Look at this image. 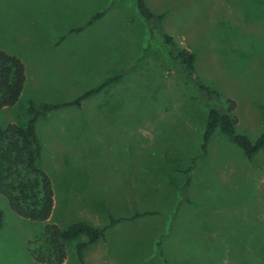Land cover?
<instances>
[{
  "label": "rangeland",
  "instance_id": "1",
  "mask_svg": "<svg viewBox=\"0 0 264 264\" xmlns=\"http://www.w3.org/2000/svg\"><path fill=\"white\" fill-rule=\"evenodd\" d=\"M144 1L164 14L160 30L139 15L136 0H0V50L19 58L26 75L0 125H24L29 101L71 102L128 71L123 96L108 86L37 120L53 211L47 222H31L0 196V264H38L30 242L42 240L46 225L103 228L109 217L144 210L171 215L156 242L150 234L164 218L118 223L85 250V264H101L103 254L112 262L126 255L128 264H168L181 254L190 264H264V149L248 160L217 129L201 151L207 114L226 111L227 99L236 104L237 134L255 141L264 133V0ZM162 34L194 55L192 78ZM76 243H65L63 264H79Z\"/></svg>",
  "mask_w": 264,
  "mask_h": 264
},
{
  "label": "trees",
  "instance_id": "2",
  "mask_svg": "<svg viewBox=\"0 0 264 264\" xmlns=\"http://www.w3.org/2000/svg\"><path fill=\"white\" fill-rule=\"evenodd\" d=\"M136 8L139 15L148 24L154 25L160 30L164 14L151 12L144 0H136ZM102 15V13L95 15L85 26L72 29L70 33L83 31ZM162 40L170 48V56L178 61L182 69L192 78L194 55L185 49L176 50L173 39L166 34H162ZM122 75L119 73L106 79L97 87L71 102L36 104L29 101L26 108L27 121L24 125H0V196L6 199L11 211L17 217L31 222L45 223L50 219L54 207L50 177L40 166L42 150L37 139V120L49 112L61 108L79 107L83 100L97 95L107 86L120 81ZM25 81V68L21 60L0 50V110L16 106L23 92ZM197 85L206 96L220 97L218 92L211 91L205 85ZM226 103L229 106L226 111L212 108L207 114L202 135V154L207 152L211 136L218 129L227 140L242 150L248 160H252L261 149H264V133L255 141L250 140L246 135L237 134L235 131L237 118L232 115L236 104L231 99H227ZM191 170L192 166L188 172ZM188 185L189 181L182 187L184 191ZM149 215L151 213L135 214L129 219L119 220L109 217L110 224L103 228L92 227L83 222L74 223L65 229H60L56 225H46L42 240L30 242L29 253L38 264H63L66 260L65 243L77 242L75 246L77 259L79 264H85V250L103 241L109 228L124 221H132ZM2 226L3 213L0 209V228ZM82 237H85L86 240L80 241Z\"/></svg>",
  "mask_w": 264,
  "mask_h": 264
},
{
  "label": "crops",
  "instance_id": "3",
  "mask_svg": "<svg viewBox=\"0 0 264 264\" xmlns=\"http://www.w3.org/2000/svg\"><path fill=\"white\" fill-rule=\"evenodd\" d=\"M164 19V18H163ZM62 42V41H61ZM60 43V42H59ZM60 45V44H59ZM133 68V67H132ZM128 72V71H127ZM127 72H123V75H126V73ZM122 80V79H121ZM118 81V82H116V83H114V84H111V85H109L110 87H111V92L113 93V94H117L116 96L118 97H121V96H123V94H122V89H120V87H121V85H122V83H120V82H122V81ZM105 81V80H104ZM124 81H125V79H124ZM119 83H120V85H119ZM108 87V86H107ZM106 87V88H107ZM105 89V88H104ZM103 89V90H104ZM102 90V91H103ZM47 115V114H46ZM45 115V116H46ZM44 116V117H45ZM45 169V168H44ZM47 173V172H46ZM69 173V175H71L70 174V172H68ZM48 174V173H47ZM49 175V174H48ZM50 177V176H49ZM139 207H141V206H139ZM143 213H152V215H149V216H144V217H139V218H137V219H135L134 221H136V220H141V221H143V220H146V219H149V218H151V217H153V216H156V217H161V218H159L158 220H156V221H160V219H162V218H164L165 220H166V222H165V224L164 225H162L161 227H159L158 225H156V227L155 228H153L152 229V232H151V234H150V237H151V243L153 244L154 242H156L157 241V237L158 236H160L161 235V233L163 234L164 232H165V230H166V228H167V226H168V224H169V222H168V220H167V215L169 216V218L171 217V215H170V213H167V214H162V213H159V212H157V211H142ZM141 212V213H142ZM155 212V213H154ZM127 218V217H126ZM133 221V222H134ZM133 222H129V221H124V223H133ZM121 223H123V222H121ZM152 224H155V222H153ZM119 224H116V226L115 227H117ZM131 225V224H130ZM115 227H111V228H109L107 231H112L111 229H115ZM122 227V226H121ZM121 227H119L117 230H116V233L121 229ZM161 229V230H160ZM154 230H155V233H154ZM107 231H106V233H107ZM106 235L107 234H105V239H106ZM163 238V237H162ZM104 239V240H105ZM166 241H164V243H165ZM116 249V247L115 246H112V247H107L106 248V250H108V251H112V250H115ZM117 250V249H116ZM126 253H127V251H126ZM155 252H154V250H151V254H154ZM119 259L120 258V255H119V253H117V256L116 257H114V258H112V259ZM111 257H109L108 259L104 256V254H103V256H102V258H101V264H128L129 262H128V258L126 257V255L125 256H122V258L120 259V261L119 262H112L111 260ZM116 259V260H117ZM186 259H188L186 256H184L183 254H181V255H177L176 256V258L173 260V264H185V261H186ZM171 263V259H170V263H168V264H172ZM186 264H190V259H188V261H186Z\"/></svg>",
  "mask_w": 264,
  "mask_h": 264
}]
</instances>
